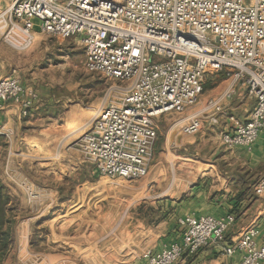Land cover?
<instances>
[{"label": "rangeland", "instance_id": "rangeland-1", "mask_svg": "<svg viewBox=\"0 0 264 264\" xmlns=\"http://www.w3.org/2000/svg\"><path fill=\"white\" fill-rule=\"evenodd\" d=\"M34 22L31 40L14 47L6 37L10 27L0 21V75L44 87L43 94L56 99L44 106L38 125L0 124V264H147L144 253L169 242V232L159 236L162 226L224 203L205 204L213 184L220 189L215 196L228 183L260 196L264 159L250 164V154L220 143L222 113L194 135L183 132V113L163 116L154 158L141 178L94 173L79 138L103 106L119 100L124 84L87 72L77 37L44 33ZM228 79L231 85L232 76H209L200 98L220 92L216 86ZM229 213L237 217L235 209ZM213 246L176 264H199Z\"/></svg>", "mask_w": 264, "mask_h": 264}, {"label": "built area", "instance_id": "built-area-1", "mask_svg": "<svg viewBox=\"0 0 264 264\" xmlns=\"http://www.w3.org/2000/svg\"><path fill=\"white\" fill-rule=\"evenodd\" d=\"M2 20L14 47L31 40L34 20L44 33L77 37L86 52V71L124 84L119 100L103 106L79 138L98 175L145 176L158 119L194 106L212 75L226 74L234 82L209 99L183 132L198 133L201 115L223 113L222 99L236 93L239 81L256 103L246 121L221 132V144L252 152L264 129V0H0ZM35 98L17 77H0V103L13 100L28 114ZM229 119L236 121L234 115ZM256 190L264 193V174ZM178 220L181 240L147 250V264H176L213 244L226 255L240 253V264H264L257 227L228 239L235 214H188Z\"/></svg>", "mask_w": 264, "mask_h": 264}, {"label": "crops", "instance_id": "crops-1", "mask_svg": "<svg viewBox=\"0 0 264 264\" xmlns=\"http://www.w3.org/2000/svg\"><path fill=\"white\" fill-rule=\"evenodd\" d=\"M0 77H5V76L0 75ZM19 80L24 84V86H26L29 89H32L37 94V98L34 99V104L31 107L30 112L28 114H25L23 112L22 105L20 103H17L13 100L1 101L0 124L2 123L13 124L15 125V127H17V129L26 125L27 126L29 125L34 126L35 124L38 125V123H40L45 119V117H43L41 114V111L44 109V106H46L47 104H49L54 100L56 101L53 95L47 93L43 94L44 87H38L34 84H29L21 79ZM226 82H229V79L219 83V85L216 86L215 89L219 88L220 92L214 95L210 94L209 96H204V98H200L199 101L194 106L190 107L184 112H181L185 116L184 121L188 123L193 115L199 114L201 110L206 107L209 99L220 97L225 92V90L232 85V84L225 85ZM221 87L223 88L221 89ZM255 103H256L255 99L247 94L246 87L242 85L241 82L239 81L237 83L236 93L230 98L222 99L223 113L221 116L222 118H224L223 123H225L224 124L225 126L223 129H221L220 134L222 131L233 129L236 126L237 121L238 122L246 121L249 118V114L254 108ZM214 113L215 112H213L212 114ZM218 113L215 114L217 115ZM168 114H164L163 116ZM229 115H234L236 117V121H231L229 119ZM163 116H161L158 119V131H159V123L163 118ZM208 118L209 119H204V124L207 122L210 124H216V122H218V120H216V118L213 116L211 117L210 114ZM220 134H219V138H220ZM233 149H235L234 151L241 152L242 154H244V156H248V154H250L249 155L251 156L249 161L250 164L258 163L259 160L264 159V129L260 133L259 138L255 144L254 150L252 152H247L245 151L244 148L241 147H236ZM227 178H232V177L229 176ZM216 185L217 184L212 185L213 188L212 191H210L206 196V198H209L210 200H208V202L205 204H207L209 208V204H212L211 203L212 201L215 202L216 200H220V204L221 202L224 203L220 207L216 206L215 209L204 212L202 214H214L218 216L231 212V209H235V211L237 212L236 222L227 231L228 239H234V237L241 235V233H243V231H245L246 229L255 226L260 231L257 237V241L260 244H264V193L257 192L260 196L256 195L254 197L253 196L250 197L245 193L246 191H244L242 187H239L237 189H232L228 183L227 191L224 190L223 191L225 192L224 194L220 196H215L217 195L216 194L217 191L220 190L219 188H215ZM213 196L215 197L213 198ZM186 214L187 213L181 214L180 217H183ZM180 217H178V219ZM164 229L166 231H164ZM159 230H160L159 236L166 235V233L169 232V237L166 238L168 239L169 242L181 240L182 226L179 224V220H176L171 227L170 225L169 226L166 225V226H162L161 229ZM169 242L162 243L161 241L160 243L151 246V249L154 251L160 250L165 243H169ZM216 252L217 253L221 252V249L218 245H214L213 248L209 250V255L205 256L207 254V251L200 254L201 261L199 264H240V260H241L240 253H236L234 255H226L223 253L222 256H218Z\"/></svg>", "mask_w": 264, "mask_h": 264}]
</instances>
